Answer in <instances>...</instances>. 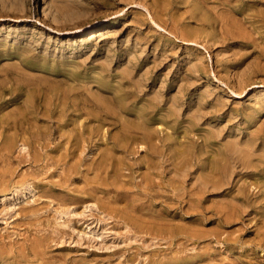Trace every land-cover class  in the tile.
I'll return each instance as SVG.
<instances>
[{"label":"rangeland","instance_id":"obj_1","mask_svg":"<svg viewBox=\"0 0 264 264\" xmlns=\"http://www.w3.org/2000/svg\"><path fill=\"white\" fill-rule=\"evenodd\" d=\"M0 264H264V0H0Z\"/></svg>","mask_w":264,"mask_h":264},{"label":"bare ground","instance_id":"obj_2","mask_svg":"<svg viewBox=\"0 0 264 264\" xmlns=\"http://www.w3.org/2000/svg\"><path fill=\"white\" fill-rule=\"evenodd\" d=\"M143 5V4H142ZM152 20H154L153 18H152ZM23 150H24V148H23ZM59 240V239H58Z\"/></svg>","mask_w":264,"mask_h":264}]
</instances>
